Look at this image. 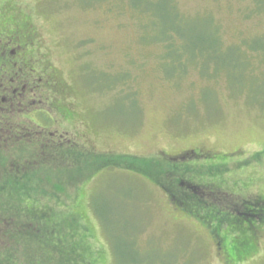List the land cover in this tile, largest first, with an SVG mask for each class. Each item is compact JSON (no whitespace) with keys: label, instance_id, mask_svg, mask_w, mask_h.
Returning <instances> with one entry per match:
<instances>
[{"label":"rangeland","instance_id":"374dc122","mask_svg":"<svg viewBox=\"0 0 264 264\" xmlns=\"http://www.w3.org/2000/svg\"><path fill=\"white\" fill-rule=\"evenodd\" d=\"M26 25L57 94L32 107L83 138L30 143L34 186L89 227L80 262L264 264V0H0V33Z\"/></svg>","mask_w":264,"mask_h":264},{"label":"trees","instance_id":"16d2710c","mask_svg":"<svg viewBox=\"0 0 264 264\" xmlns=\"http://www.w3.org/2000/svg\"><path fill=\"white\" fill-rule=\"evenodd\" d=\"M165 41H169V50L175 48L172 37ZM206 51L213 58L221 51L220 42H209ZM1 52L0 98L9 96V87L14 78L10 71V66H13L11 55ZM0 105V108L6 107L3 101ZM15 107L20 109L21 106ZM1 113L9 111L1 110ZM12 128L0 124V131H9ZM30 148V138L15 136L12 132L9 135H0V264H95L93 261L81 263L79 260L82 247L91 249L93 246L87 244L86 238L91 237L89 227L74 212L75 207L67 214L69 219H65L44 193L45 189L34 186V174L38 170L34 169L36 166L30 161ZM13 150L19 153L14 154ZM75 158L77 164L85 163L80 154H76ZM181 183L183 179L179 180V184ZM182 196L186 195L178 193L179 198H175L177 204L208 226L214 235L219 236L225 251L234 259L228 253L225 241L220 235V228L209 225L208 217L202 209L205 206L199 203L200 200H194L195 196L190 197L191 201H184Z\"/></svg>","mask_w":264,"mask_h":264},{"label":"flooded vegetation","instance_id":"af4514ba","mask_svg":"<svg viewBox=\"0 0 264 264\" xmlns=\"http://www.w3.org/2000/svg\"><path fill=\"white\" fill-rule=\"evenodd\" d=\"M24 27L25 28L19 27L15 30L12 29L5 33H0V53H2L1 51H4L6 54L11 55L13 66H10V71L11 74L14 75L12 85L9 87V96L0 98V102L3 101L4 106H6L4 109L0 108V124L2 123L13 128L9 131H0V135H9L12 132L15 136L30 138V143L42 145H66L69 141L83 140L80 134L74 135L73 138L69 135L71 133V130L68 129L70 127L69 122H66L64 119L61 121H64L66 124V129L63 130L65 132H62L61 135H57L56 132H51L50 135L46 134V131L49 130V127L47 126V124L49 125V122L46 124V121H42L41 119L45 117L44 112L48 111L39 107L33 108L32 105L34 104V101L38 99H40L42 103L45 102L48 104L49 98L52 99L51 94H57L55 93L54 85L51 84L52 79L50 77L49 79L46 77L42 85L40 83L42 82V78L39 79L41 80L39 82L38 79L36 82L33 81L37 76L35 66L38 63L33 62L32 58L34 53L33 51H30L33 47V34L25 33L27 32V28H29V31H32V29L30 25ZM30 54L32 55L31 57H29ZM30 78H32L31 82L29 81ZM18 82H20V84H18ZM4 88H6V86ZM20 101H22L23 104H21ZM16 105L21 106L20 109H16ZM1 110L9 111V113H1ZM38 112H41V114L39 115ZM52 120L54 122V119ZM33 127L36 128L35 131H33ZM16 150H13L12 152L18 154L19 152L16 153ZM200 152L204 154L202 151Z\"/></svg>","mask_w":264,"mask_h":264}]
</instances>
